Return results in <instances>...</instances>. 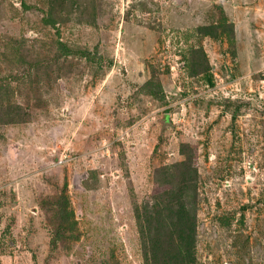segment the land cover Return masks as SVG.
<instances>
[{"label":"rangeland","instance_id":"rangeland-1","mask_svg":"<svg viewBox=\"0 0 264 264\" xmlns=\"http://www.w3.org/2000/svg\"><path fill=\"white\" fill-rule=\"evenodd\" d=\"M181 175L195 264H264V0H0V264L160 262Z\"/></svg>","mask_w":264,"mask_h":264},{"label":"trees","instance_id":"trees-1","mask_svg":"<svg viewBox=\"0 0 264 264\" xmlns=\"http://www.w3.org/2000/svg\"><path fill=\"white\" fill-rule=\"evenodd\" d=\"M211 83V77L205 76V80ZM169 183H174L173 188L177 187L176 190L180 192V198H176L178 201L177 208H170V207H158L160 203L156 201L153 202V205H146L144 206V210L146 213L136 211L135 218L138 222V230L142 237L145 238H153V237H160L161 239L164 238L162 241L166 247V252L171 251L173 253H169L164 257L161 256L160 262L153 258L152 249H150V253L148 256L149 248L146 247V242L144 245V254L145 258L143 260V264H195L194 258V248H195V238L196 237V224L195 220L196 217L194 209L186 202L187 194L190 195V189L188 186L191 185L189 178L184 177V175L179 176V180L169 181ZM183 182V183H180ZM186 190L185 192L182 190ZM172 190V189H171ZM174 191V189H173ZM262 196V194H261ZM173 215L171 220L178 222V227L180 232H176L179 235V240H175L176 238L172 235H160V230H165L167 226H163L164 224H160V220L162 217L166 215ZM191 223V225H190ZM170 228L174 227V223L167 224ZM65 230L61 225L57 228V234L59 230ZM175 248V249H174ZM175 250L178 252L184 250L186 254L183 255H176ZM157 256V255H154Z\"/></svg>","mask_w":264,"mask_h":264}]
</instances>
